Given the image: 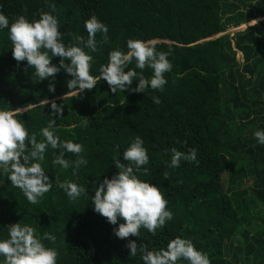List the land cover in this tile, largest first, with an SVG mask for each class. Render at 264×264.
Wrapping results in <instances>:
<instances>
[{"label": "trees", "instance_id": "trees-1", "mask_svg": "<svg viewBox=\"0 0 264 264\" xmlns=\"http://www.w3.org/2000/svg\"><path fill=\"white\" fill-rule=\"evenodd\" d=\"M261 17L0 0V264H264Z\"/></svg>", "mask_w": 264, "mask_h": 264}, {"label": "rangeland", "instance_id": "rangeland-1", "mask_svg": "<svg viewBox=\"0 0 264 264\" xmlns=\"http://www.w3.org/2000/svg\"><path fill=\"white\" fill-rule=\"evenodd\" d=\"M263 19H264V17H261V18H257V19H255L254 22H252V23H245V24H241V25L236 26V27L230 26V27H228L225 31L219 33L218 35L228 34L229 36H231V35H232L233 33H235L236 31L243 30V29L246 28L247 26H251V25H253V24H256L258 21L263 20ZM218 35H216V36H218ZM214 37H215V36H214ZM149 42L151 43L152 41H149ZM155 42H158V41H155ZM236 58H238L239 61L241 60V55H240L239 52L236 53ZM86 85H88V84H86ZM84 87H86V86H83V88H84ZM83 88H80V89H83ZM80 89H79V90H80ZM75 92H76V91H75ZM75 92H74V93H75ZM43 102H45V101H43ZM21 110H22V109H21Z\"/></svg>", "mask_w": 264, "mask_h": 264}, {"label": "water", "instance_id": "water-1", "mask_svg": "<svg viewBox=\"0 0 264 264\" xmlns=\"http://www.w3.org/2000/svg\"><path fill=\"white\" fill-rule=\"evenodd\" d=\"M203 40H205V39H201L200 41H203ZM155 41H162V40H153L151 43H153V42H155ZM200 41H199V42H200ZM165 42H168V41H165ZM147 43H150V42H146V43H144V44H147ZM144 44H140V45H138L135 49L140 48V47L143 46ZM83 81H85V79H83ZM57 98H61V96H57L55 99H57ZM55 99H52V100H49V101H45V102H41L40 104H45V103H48V102L53 101V100H55ZM25 109H26V108H23L22 110H21V109H18V110L14 111V112L23 111V110H25ZM14 112H8V113H6V114H4V115L11 114V113H14ZM0 117H1V116H0Z\"/></svg>", "mask_w": 264, "mask_h": 264}, {"label": "crops", "instance_id": "crops-1", "mask_svg": "<svg viewBox=\"0 0 264 264\" xmlns=\"http://www.w3.org/2000/svg\"><path fill=\"white\" fill-rule=\"evenodd\" d=\"M252 21H254V20H252Z\"/></svg>", "mask_w": 264, "mask_h": 264}]
</instances>
